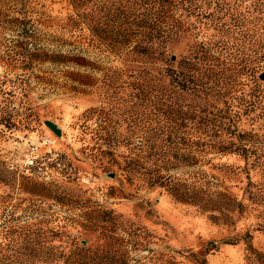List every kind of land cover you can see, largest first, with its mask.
I'll list each match as a JSON object with an SVG mask.
<instances>
[{
	"label": "rangeland",
	"instance_id": "1",
	"mask_svg": "<svg viewBox=\"0 0 264 264\" xmlns=\"http://www.w3.org/2000/svg\"><path fill=\"white\" fill-rule=\"evenodd\" d=\"M2 1L0 100L11 90L13 117L0 123V231L29 224L38 237L20 254L0 232V263L53 252L71 254L55 264H264V0H200L202 11L179 21L174 66L192 45L214 57L218 73L203 82L216 88L203 98L159 79L149 60L122 61L34 24L29 0ZM252 65L259 88L242 74ZM227 107L237 129L217 150L209 143L223 136L209 116ZM190 109L203 113L196 161L153 184L142 166L129 171L131 159L186 152Z\"/></svg>",
	"mask_w": 264,
	"mask_h": 264
},
{
	"label": "trees",
	"instance_id": "2",
	"mask_svg": "<svg viewBox=\"0 0 264 264\" xmlns=\"http://www.w3.org/2000/svg\"><path fill=\"white\" fill-rule=\"evenodd\" d=\"M28 3L37 13V18L33 19L34 24L58 28L67 34V39L73 43L86 44L108 55H117L122 61L133 57L149 60L156 65L159 79L166 77L168 83L174 81V87L177 89L199 98L201 96L203 98V90L211 92L216 88L215 83L210 79L203 82V73H207L208 77L216 76L218 73L214 69L215 64L211 63L214 57L210 48H203V45L199 44L181 49L177 65L173 64L177 55L172 43L177 37L186 33V29L181 28L179 21L183 16L199 14L202 11L200 0H29ZM56 3L60 4L61 11L52 15L50 7ZM5 17V5L1 0L0 25L5 22ZM2 56L0 52V57ZM255 66H247L242 74L248 77L254 88H259ZM3 92L6 96L0 100V123H10L13 117V107L8 97L11 90L3 89ZM185 112L188 113L187 116L191 118L194 127L191 133L192 142L187 144L186 152L165 158L144 156L138 160L131 159L129 171L135 166H142L145 169L142 172L146 176V182L153 184L163 178L165 169L196 161V152L200 150L198 146L203 145V140L201 141L203 136H200L203 135V113L195 114L191 109ZM235 116V112L228 107L219 108L215 113L211 112L209 119L212 123L209 129L211 132L215 130L213 121L216 117L218 120L216 129L223 137L218 143H209V145L217 150H225L232 144L233 141L227 139L235 136L237 129ZM199 128H202V132L198 130ZM174 146L178 151L180 147ZM249 146H244L242 150L247 152ZM229 151L234 153L236 149ZM127 176L130 178V175ZM0 232H3L6 243L16 246L15 251L20 254H24L20 249L26 248L31 243H37V226L12 225L2 228ZM70 256V253L48 252L38 255L29 252L24 262L55 264Z\"/></svg>",
	"mask_w": 264,
	"mask_h": 264
},
{
	"label": "water",
	"instance_id": "3",
	"mask_svg": "<svg viewBox=\"0 0 264 264\" xmlns=\"http://www.w3.org/2000/svg\"><path fill=\"white\" fill-rule=\"evenodd\" d=\"M172 58H174V56H172ZM259 78L264 79V71H262L261 73H259ZM44 123L50 128L52 129L56 134L60 135L61 130L60 128L56 125V123H54L53 121L46 119L44 121Z\"/></svg>",
	"mask_w": 264,
	"mask_h": 264
},
{
	"label": "built area",
	"instance_id": "4",
	"mask_svg": "<svg viewBox=\"0 0 264 264\" xmlns=\"http://www.w3.org/2000/svg\"><path fill=\"white\" fill-rule=\"evenodd\" d=\"M34 159H35L34 148L31 147V148L27 151V153H26V155H25V162H26L27 164H33Z\"/></svg>",
	"mask_w": 264,
	"mask_h": 264
}]
</instances>
